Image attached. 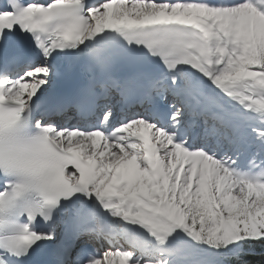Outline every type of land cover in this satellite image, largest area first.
Instances as JSON below:
<instances>
[{"label":"snow or ice","instance_id":"1","mask_svg":"<svg viewBox=\"0 0 264 264\" xmlns=\"http://www.w3.org/2000/svg\"><path fill=\"white\" fill-rule=\"evenodd\" d=\"M257 245L264 0L0 4V264H245Z\"/></svg>","mask_w":264,"mask_h":264},{"label":"trees","instance_id":"2","mask_svg":"<svg viewBox=\"0 0 264 264\" xmlns=\"http://www.w3.org/2000/svg\"><path fill=\"white\" fill-rule=\"evenodd\" d=\"M245 264H264V245H257L251 253L245 257Z\"/></svg>","mask_w":264,"mask_h":264},{"label":"rangeland","instance_id":"3","mask_svg":"<svg viewBox=\"0 0 264 264\" xmlns=\"http://www.w3.org/2000/svg\"><path fill=\"white\" fill-rule=\"evenodd\" d=\"M71 123V122H70Z\"/></svg>","mask_w":264,"mask_h":264}]
</instances>
